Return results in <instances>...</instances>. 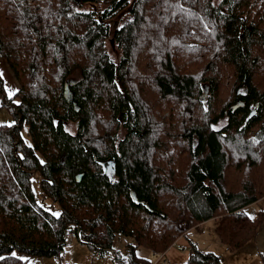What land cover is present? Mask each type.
<instances>
[{
	"label": "trees",
	"instance_id": "1",
	"mask_svg": "<svg viewBox=\"0 0 264 264\" xmlns=\"http://www.w3.org/2000/svg\"><path fill=\"white\" fill-rule=\"evenodd\" d=\"M219 1L0 0V61L18 85L8 94L0 74L13 119L0 264L58 257L70 235L99 259L130 238L112 264H153L136 248L163 253L210 220L230 250L256 237L264 206L244 209L264 201V0ZM185 264L221 262L192 245Z\"/></svg>",
	"mask_w": 264,
	"mask_h": 264
},
{
	"label": "rangeland",
	"instance_id": "2",
	"mask_svg": "<svg viewBox=\"0 0 264 264\" xmlns=\"http://www.w3.org/2000/svg\"><path fill=\"white\" fill-rule=\"evenodd\" d=\"M219 2V0H215V5L218 6ZM72 8L76 9L77 6L72 4ZM80 8L83 11H87L89 9V7L86 5L83 7L80 5ZM114 27V24L111 23V28ZM0 74L4 80L7 93H14L18 85L14 80H11L13 79L12 74L10 73L4 61H0ZM79 78V72L74 71L70 77V80L77 81ZM223 123L224 122L219 123V126L223 125ZM11 124H13V119L4 109H0V125ZM65 130L70 134H74L75 125L73 123H69L66 125ZM126 133L127 132L124 129V126L120 124V127L118 128L119 139L123 138ZM47 203L48 201L46 204ZM263 206L264 201L259 200L256 203L246 207L244 212L250 219H254L257 217L259 211L263 209ZM217 225V220H210L200 225L199 228H193L190 232H187L183 237H180L172 246H170L172 248L168 256H166L164 253L165 259L171 263L173 261L171 257L174 256L177 258V261H180L179 264H185L189 257V250L193 245L201 252H210L217 255L220 258L222 264H264L262 261V258L264 257V221L259 225L257 230L260 234V236L257 237L258 247H256L254 243L248 242L245 245V248H239L235 250L228 249L227 245L220 241L215 232ZM132 243V239L117 235L113 241L111 253L102 259H98L89 253L84 246L79 244L74 239V237L70 235L68 236L67 245L59 255L60 257H58V259L56 257H51L49 259L60 262L61 264H112L111 254L113 252H117L121 256L126 257L129 253L127 245ZM135 253L139 257L149 258L151 262L156 260V257H151L150 251L146 248L138 247L136 248ZM34 258L43 257H33L31 259Z\"/></svg>",
	"mask_w": 264,
	"mask_h": 264
},
{
	"label": "crops",
	"instance_id": "3",
	"mask_svg": "<svg viewBox=\"0 0 264 264\" xmlns=\"http://www.w3.org/2000/svg\"><path fill=\"white\" fill-rule=\"evenodd\" d=\"M0 109H2V107H1V105H0ZM204 224V223H203ZM202 225V224H201ZM200 227V226H199ZM199 227H197V228H199ZM196 229V228H195ZM192 230V229H191ZM191 230H189L188 232H190ZM261 233V232H260ZM260 236V234H259V231H257V234H256V237L254 238V240H252V241H250L251 243H254V245L256 246V247H258V244H257V237H259ZM246 246H244V247H242V249L243 248H245ZM86 248V247H85ZM171 248L172 247H170V249H168L167 251H165V252H163V253H165L166 254V256H168V254H169V252L171 251ZM260 248V247H259ZM86 250L90 253V251L86 248ZM150 254H152L151 252H150ZM18 257L20 258V262L18 263V264H61L60 262H57V261H54V260H51V259H49V258H51V257H49V258H47V257H43V258H34V259H28V258H26V257H24V256H22V255H18ZM58 257H60V256H58ZM58 257H56L57 259H58ZM95 257V256H94ZM151 257H152V255H151ZM97 258V257H96ZM168 258V257H167ZM99 259V258H98ZM149 259V258H148ZM171 259L173 260L171 263H169V264H179V262L180 261H177V258L176 257H174V256H172L171 257ZM31 261V262H30ZM220 262H221V260H220ZM155 263V261H153V264ZM222 264V263H221Z\"/></svg>",
	"mask_w": 264,
	"mask_h": 264
},
{
	"label": "water",
	"instance_id": "4",
	"mask_svg": "<svg viewBox=\"0 0 264 264\" xmlns=\"http://www.w3.org/2000/svg\"><path fill=\"white\" fill-rule=\"evenodd\" d=\"M113 41L111 40L110 43L111 45H113L112 43ZM74 84V81L72 80H68L65 84H64V88H63V98L65 99V101L67 103H72L74 106H76V102H74V94L71 91L70 87ZM203 90H205V87H203ZM205 100V93L202 95V101ZM94 161L98 164L101 165L104 168H107L108 165H113L114 161H98L95 157H94Z\"/></svg>",
	"mask_w": 264,
	"mask_h": 264
},
{
	"label": "built area",
	"instance_id": "5",
	"mask_svg": "<svg viewBox=\"0 0 264 264\" xmlns=\"http://www.w3.org/2000/svg\"><path fill=\"white\" fill-rule=\"evenodd\" d=\"M159 254H162V255H159ZM152 256L156 257V260H155V263H158V262H162V263H165V264H169L168 261L165 259V254L164 253H156V252H152L151 254Z\"/></svg>",
	"mask_w": 264,
	"mask_h": 264
}]
</instances>
